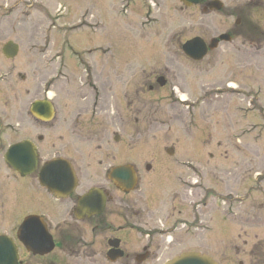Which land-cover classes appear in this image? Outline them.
Returning <instances> with one entry per match:
<instances>
[{"label": "rangeland", "instance_id": "obj_1", "mask_svg": "<svg viewBox=\"0 0 264 264\" xmlns=\"http://www.w3.org/2000/svg\"><path fill=\"white\" fill-rule=\"evenodd\" d=\"M220 1L224 10L206 16L180 0H0V158L21 136L34 137L29 108L48 86L55 83L50 97L63 104L62 82L84 81L86 73L71 64L93 61L101 80L111 77L122 88L124 82L102 69L123 60L132 65V73L120 68L123 79L132 76L133 91L153 74L168 82L157 94L132 98L133 157L171 158L166 151L173 149V158L196 161L202 176L213 170L215 191L228 192L230 210L237 213L243 202L245 219L255 208L264 219V8L252 12V31L231 35L233 42L203 61L190 60L182 49L197 37L209 43L239 19L232 14L243 0ZM9 43L19 47L10 60L3 52ZM140 104L150 112L137 113ZM56 153L49 148L47 154ZM198 217L205 220L200 211ZM234 218L224 219L225 225L216 220L212 235L199 233L198 251L212 253L221 264H250V254L238 259L234 249L262 244L264 226L240 238ZM221 229L234 235L226 240ZM260 254L264 261L263 247Z\"/></svg>", "mask_w": 264, "mask_h": 264}, {"label": "flooded vegetation", "instance_id": "obj_2", "mask_svg": "<svg viewBox=\"0 0 264 264\" xmlns=\"http://www.w3.org/2000/svg\"><path fill=\"white\" fill-rule=\"evenodd\" d=\"M258 7L264 8L263 0L241 2L232 14L239 19L222 34L229 42H220L218 48L233 42L234 35L252 31L250 18ZM190 8L212 16L222 12L224 4L206 0ZM116 62L103 65L102 71L114 73L124 82L122 88L111 77L101 80L93 61H75L70 68L77 67L86 75L81 84V77L62 82L67 88L63 104L50 97L55 83L31 104L28 116L34 137L21 136L22 124H17L16 134L23 140L16 144L30 142L37 149V158L35 169L29 172L17 171L0 158V238L8 239L9 246L4 242L3 248L11 245L14 249L2 260L4 264H166L182 254L197 252L215 260L212 253L198 251L196 244L199 233L212 235L216 220L225 225L230 216L235 217L240 238L263 228L262 209L255 208L258 212L246 219L243 202L237 205L241 208H235L237 213L230 210L228 192L215 191L218 187H214L211 168L202 176L196 161L173 158V149L166 151L171 158L133 157L132 98L157 94L168 82L163 74H153L133 91L132 76L123 79L120 68L129 67L132 73V65ZM40 101L51 103L52 119L32 111ZM149 112L143 105L137 110L139 114ZM60 130L64 133L58 136L57 147L54 136ZM49 148L57 153L47 154ZM53 161L56 166L45 174L43 168ZM120 169L125 176H114ZM135 176V187H131ZM199 211L205 220L199 219ZM203 223L205 228H201ZM220 231L223 238H230L232 232ZM261 243L248 251L236 247L235 258L248 253L254 258L250 264H264L260 257L264 240ZM244 246L248 247L246 241Z\"/></svg>", "mask_w": 264, "mask_h": 264}, {"label": "water", "instance_id": "obj_3", "mask_svg": "<svg viewBox=\"0 0 264 264\" xmlns=\"http://www.w3.org/2000/svg\"><path fill=\"white\" fill-rule=\"evenodd\" d=\"M186 7H192L193 5H199L206 0H180ZM218 3V2H214ZM222 7V6H221ZM217 8L218 10L221 8ZM219 40H223L228 42L229 38L227 35H223L220 37ZM218 40H213L210 50H215L217 48ZM183 52L185 55L193 61L200 62L202 61L208 54V48L205 42L200 38H195L191 41L185 43L182 47ZM19 47L13 43H9L4 48V54L8 59H13L18 55ZM163 79L160 80L162 82ZM163 84V83H161ZM32 111L35 112L39 117H45L48 120L52 119L53 117V106L48 101H40L33 105ZM169 155H173V151H168ZM36 158H37V149L36 147L31 144L30 142H24L21 144L14 145L10 147L6 153L5 159L6 162L12 166L17 171H32L35 169L36 166ZM55 161L48 163L44 168L43 172L46 174L48 171L53 170L56 166ZM124 170L120 169L114 173V176L124 177ZM43 185L44 184V177H42ZM136 184V176L134 177L133 182H131V187H135ZM8 240L7 238H0V263L2 264V260L8 259L9 255L14 252V249L11 247L3 248L2 245L4 242ZM6 246H9L6 242ZM2 251H5L3 253ZM8 251H11L8 253ZM4 264V263H3ZM13 264V262L9 263ZM168 264H216L213 262L212 259L205 255H201L198 253H186L181 255L180 257L175 258L173 261L169 262Z\"/></svg>", "mask_w": 264, "mask_h": 264}, {"label": "bare ground", "instance_id": "obj_4", "mask_svg": "<svg viewBox=\"0 0 264 264\" xmlns=\"http://www.w3.org/2000/svg\"><path fill=\"white\" fill-rule=\"evenodd\" d=\"M197 38H200V37H197ZM200 39H202V38H200ZM203 40V39H202ZM215 40H218L219 42L217 43V48H218V44L220 43V42H226V41H223V40H219V39H215ZM204 42H205V44H206V46H207V48H208V54H209V52L210 51H212V50H210V46H211V44H212V42H213V40L211 41V42H209V43H207L205 40H203ZM229 42V41H228ZM216 48V49H217ZM215 49V50H216ZM3 52H4V50H3ZM207 54V55H208ZM5 55V54H4ZM6 57V56H5ZM7 58V57H6ZM10 60V59H9ZM231 88H233L234 89V87H232V86H230Z\"/></svg>", "mask_w": 264, "mask_h": 264}]
</instances>
